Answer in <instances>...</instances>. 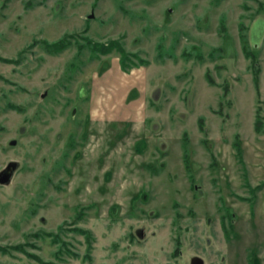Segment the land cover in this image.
<instances>
[{
  "label": "rangeland",
  "instance_id": "374dc122",
  "mask_svg": "<svg viewBox=\"0 0 264 264\" xmlns=\"http://www.w3.org/2000/svg\"><path fill=\"white\" fill-rule=\"evenodd\" d=\"M241 31L264 100V0H0V172L17 164L0 182V264H264ZM83 36L146 63L91 58Z\"/></svg>",
  "mask_w": 264,
  "mask_h": 264
},
{
  "label": "trees",
  "instance_id": "16d2710c",
  "mask_svg": "<svg viewBox=\"0 0 264 264\" xmlns=\"http://www.w3.org/2000/svg\"><path fill=\"white\" fill-rule=\"evenodd\" d=\"M241 30H245V27L242 26ZM241 31V43H242V49L244 52V55L247 59H249L250 61V68H251V72L253 75V83H254V87L256 89V102H257V107L255 109V117H254V130L256 133H263L264 132V115L261 114V111H264V107L262 108L259 104L262 103L264 105V100H261L260 98V91H259V80H258V75L261 71L259 62H258V58L257 55L251 51L248 47V43H247V38H246V34H244V32ZM82 42L81 45L79 47H85L89 50L90 52V56L91 58H98L100 55H105L108 54L112 51L117 52L118 56V61H119V65L121 69H128L131 66H134L137 64V62L139 64H143L146 63L145 60H143L142 58L139 57V55L136 52H129L126 51L120 44V42L116 39L114 40H108V41H93L88 37L83 36L82 37ZM43 45L45 47V50L49 53V54H57L61 51H63L65 48H67L69 45H71V40L69 38V36H63L60 39L56 40V41H52V42H47L45 40H43ZM215 50L217 49H213L211 53H209L211 56L213 55V53L215 52ZM158 56L160 57L161 54L158 53ZM196 57L202 58V56L200 54H196ZM2 61H6L4 59H1ZM206 78L207 81L211 84L214 85L215 81L212 78L210 72L207 70L206 71ZM228 93V87L225 86L224 87V91H223V97L226 96V94ZM202 119V118H201ZM201 124V122H200ZM233 146L236 150V154L240 160V162L242 163V158H241V146H240V142L238 140H236L233 143ZM184 160L187 166V170H189V165L187 163V151L185 148V152H184ZM262 185L264 184H260L258 185L255 189L261 188ZM82 231V230H81ZM85 233V232H84ZM87 234V233H86ZM88 235V234H87ZM19 246H17L18 248ZM4 250V249H1ZM174 254H178V245L174 250ZM250 264H257L256 263V256L255 254H253L251 256V259L249 261Z\"/></svg>",
  "mask_w": 264,
  "mask_h": 264
},
{
  "label": "water",
  "instance_id": "95a60500",
  "mask_svg": "<svg viewBox=\"0 0 264 264\" xmlns=\"http://www.w3.org/2000/svg\"><path fill=\"white\" fill-rule=\"evenodd\" d=\"M16 167H17L16 163H11L7 168L2 170L0 172V182L8 183L11 180L13 172L16 169Z\"/></svg>",
  "mask_w": 264,
  "mask_h": 264
},
{
  "label": "flooded vegetation",
  "instance_id": "af4514ba",
  "mask_svg": "<svg viewBox=\"0 0 264 264\" xmlns=\"http://www.w3.org/2000/svg\"><path fill=\"white\" fill-rule=\"evenodd\" d=\"M178 253H180V251L178 250Z\"/></svg>",
  "mask_w": 264,
  "mask_h": 264
}]
</instances>
